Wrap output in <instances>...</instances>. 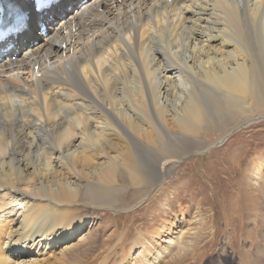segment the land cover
<instances>
[{
    "label": "bare ground",
    "instance_id": "obj_1",
    "mask_svg": "<svg viewBox=\"0 0 264 264\" xmlns=\"http://www.w3.org/2000/svg\"><path fill=\"white\" fill-rule=\"evenodd\" d=\"M20 2L28 30L0 44V264H74L77 209L114 210L264 119V0Z\"/></svg>",
    "mask_w": 264,
    "mask_h": 264
},
{
    "label": "rangeland",
    "instance_id": "obj_2",
    "mask_svg": "<svg viewBox=\"0 0 264 264\" xmlns=\"http://www.w3.org/2000/svg\"><path fill=\"white\" fill-rule=\"evenodd\" d=\"M209 127L211 141L221 131ZM205 149L196 148L165 180L131 186L114 210L77 209L71 220L90 223L71 227L72 262L264 264V119ZM153 168L147 173L157 176ZM119 176L128 186L126 173Z\"/></svg>",
    "mask_w": 264,
    "mask_h": 264
}]
</instances>
